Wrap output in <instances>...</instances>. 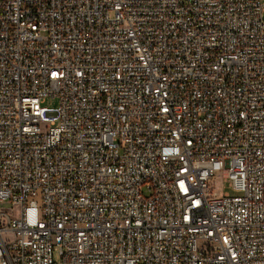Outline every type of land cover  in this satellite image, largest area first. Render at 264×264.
<instances>
[{
  "label": "built area",
  "instance_id": "obj_1",
  "mask_svg": "<svg viewBox=\"0 0 264 264\" xmlns=\"http://www.w3.org/2000/svg\"><path fill=\"white\" fill-rule=\"evenodd\" d=\"M4 201L0 264H264V0H0Z\"/></svg>",
  "mask_w": 264,
  "mask_h": 264
},
{
  "label": "rangeland",
  "instance_id": "obj_2",
  "mask_svg": "<svg viewBox=\"0 0 264 264\" xmlns=\"http://www.w3.org/2000/svg\"><path fill=\"white\" fill-rule=\"evenodd\" d=\"M57 101L52 99H47L44 103V106L46 107H54L56 105ZM221 192L222 193H228L229 195H236L237 193L228 185L227 182H223L221 186ZM0 207L5 211H11L10 203L7 201H4L0 203Z\"/></svg>",
  "mask_w": 264,
  "mask_h": 264
}]
</instances>
